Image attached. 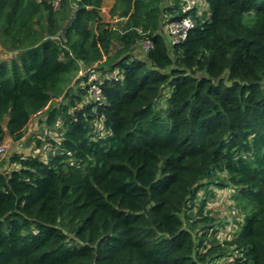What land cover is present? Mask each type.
<instances>
[{
    "label": "trees",
    "instance_id": "trees-1",
    "mask_svg": "<svg viewBox=\"0 0 264 264\" xmlns=\"http://www.w3.org/2000/svg\"><path fill=\"white\" fill-rule=\"evenodd\" d=\"M56 1L0 0V144L44 111L60 133L0 170V264H264V0H115L117 25ZM218 189L243 213L225 240Z\"/></svg>",
    "mask_w": 264,
    "mask_h": 264
},
{
    "label": "rangeland",
    "instance_id": "rangeland-1",
    "mask_svg": "<svg viewBox=\"0 0 264 264\" xmlns=\"http://www.w3.org/2000/svg\"><path fill=\"white\" fill-rule=\"evenodd\" d=\"M58 1H56L57 3ZM60 2V0H59ZM75 5V4H73ZM115 0H104L103 6L101 8L102 21L107 24L117 25L121 19L112 16V11L114 9ZM55 6H57L55 4ZM204 10V9H203ZM168 35V34H167ZM20 54V50H13L12 43L5 37L1 38L0 33V61H11L17 58ZM101 76L97 73L93 75V81H99ZM62 102V98L54 100L51 104L52 107ZM47 111L32 117L30 124L25 131V137L20 143H15L10 138H6L3 143H10V148L3 155L0 156V170L7 169L10 167L9 158L13 155L14 151L29 152L36 151L43 159L49 156L53 148L49 140L51 138L56 139L60 134L58 132V127H48L45 123ZM38 141L41 143L38 145ZM12 142V144H11ZM12 168V167H11ZM234 190H216V197L209 203L208 210L210 215L216 219V222L227 223L226 228L221 230L222 240L229 239L230 236L238 229V224L243 221V213H241V207L238 206L237 201L233 197Z\"/></svg>",
    "mask_w": 264,
    "mask_h": 264
},
{
    "label": "built area",
    "instance_id": "built-area-1",
    "mask_svg": "<svg viewBox=\"0 0 264 264\" xmlns=\"http://www.w3.org/2000/svg\"><path fill=\"white\" fill-rule=\"evenodd\" d=\"M184 2H185L183 6L184 13H188L189 11H191L193 8L196 7L194 0H184ZM58 3L59 1L56 4ZM194 25H195L194 21L192 20L191 17H185L183 20L179 22H172L168 27L169 37H171L174 43H180L186 39L188 32L194 27ZM150 47H151V43L147 41L144 45V48L147 50ZM90 86H91L90 92L92 94L93 99L97 101L102 100L103 99L102 90L98 85V83H96V80L93 81V77L90 80ZM21 142L22 141L17 143L21 144ZM9 145H10L9 142L0 144V156H3L8 151V149L10 148Z\"/></svg>",
    "mask_w": 264,
    "mask_h": 264
}]
</instances>
